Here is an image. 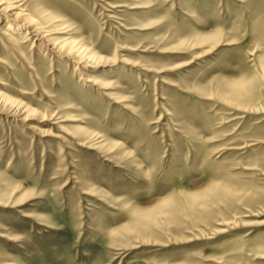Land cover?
I'll return each mask as SVG.
<instances>
[{"label":"rangeland","instance_id":"rangeland-1","mask_svg":"<svg viewBox=\"0 0 264 264\" xmlns=\"http://www.w3.org/2000/svg\"><path fill=\"white\" fill-rule=\"evenodd\" d=\"M0 2V264H264V0Z\"/></svg>","mask_w":264,"mask_h":264},{"label":"bare ground","instance_id":"bare-ground-1","mask_svg":"<svg viewBox=\"0 0 264 264\" xmlns=\"http://www.w3.org/2000/svg\"><path fill=\"white\" fill-rule=\"evenodd\" d=\"M1 7H2V2H0V16L3 15L4 12L9 11V10H7L5 8L1 9Z\"/></svg>","mask_w":264,"mask_h":264}]
</instances>
